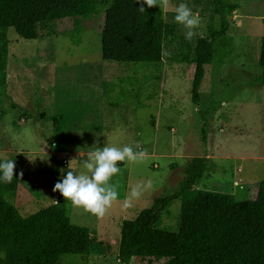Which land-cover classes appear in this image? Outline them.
Returning <instances> with one entry per match:
<instances>
[{"label":"rangeland","instance_id":"374dc122","mask_svg":"<svg viewBox=\"0 0 264 264\" xmlns=\"http://www.w3.org/2000/svg\"><path fill=\"white\" fill-rule=\"evenodd\" d=\"M227 31L211 41L199 101H192L197 40L220 30L212 0H170L162 10L172 33L163 43L162 63L118 64L101 58L104 12L89 18L41 25L25 40L6 30L7 56L0 71V162L15 160L18 180L6 200L22 217L56 201L53 175L76 172L94 145L140 144L148 159L119 164L111 183L119 198L103 218L68 201L71 224L93 237L87 257L66 255L60 264H123L120 229L151 206L155 197L179 190L184 167L194 157L207 169L197 189L252 200L264 180V85L258 56L264 37V0H223ZM187 4L200 24L191 41L174 21V7ZM55 145V148L52 146ZM139 150V149H136ZM65 161V164L64 162ZM23 173L20 176V173ZM148 186L125 207L132 189ZM150 185V186H149ZM181 200L161 216V228L176 231ZM131 258L128 264H162Z\"/></svg>","mask_w":264,"mask_h":264},{"label":"trees","instance_id":"16d2710c","mask_svg":"<svg viewBox=\"0 0 264 264\" xmlns=\"http://www.w3.org/2000/svg\"><path fill=\"white\" fill-rule=\"evenodd\" d=\"M221 26L210 38H199L194 50L192 101H199L204 67L212 60L211 41L228 29L223 0H212ZM137 0H0V71L7 56L6 30L22 39L37 38L38 27L63 19L89 18L104 12L101 58L118 64L162 63L163 43L172 33L159 7L139 12ZM258 65L264 85V37ZM206 159L192 158L184 167L180 188L167 197H155L149 208L133 220L123 221L118 258L163 260L162 264H264V180L256 197L238 201L232 194L197 189L206 171ZM53 175L54 186L60 180ZM18 173L10 184L0 182V264H60L66 255L87 257L91 232L71 224L68 201L59 192L56 202L29 217H22L6 194L15 189ZM180 199L176 231L161 228V216L173 200Z\"/></svg>","mask_w":264,"mask_h":264},{"label":"clouds","instance_id":"9594fccd","mask_svg":"<svg viewBox=\"0 0 264 264\" xmlns=\"http://www.w3.org/2000/svg\"><path fill=\"white\" fill-rule=\"evenodd\" d=\"M141 6L139 12L144 13L148 8L159 7L161 10L170 7V0H137ZM174 21L181 25L185 32V39L191 41L195 35V29L199 27V15L184 3L174 7ZM55 148V145L52 146ZM93 150L87 153V159L83 161V171L76 172L72 169V161L69 162L66 175L55 184L53 191L59 192L64 200L69 201L72 206L83 209L85 212L103 218L111 209L120 193L117 186L111 183L113 177L117 176L121 169V163H140L148 159L146 149H141L140 144L135 146L125 145L116 147L106 144L103 147L94 145ZM139 149V150H136ZM15 160L4 159L0 162V182L10 184L14 178ZM23 173H20L22 176ZM150 186V185H149ZM148 186H140L132 189L131 196L124 200L125 207L131 206L133 199H139L142 191Z\"/></svg>","mask_w":264,"mask_h":264},{"label":"crops","instance_id":"0c3cea01","mask_svg":"<svg viewBox=\"0 0 264 264\" xmlns=\"http://www.w3.org/2000/svg\"><path fill=\"white\" fill-rule=\"evenodd\" d=\"M55 202H56V201H55ZM55 202H54V203H55ZM15 208L17 209L18 212L23 211V209H21V208H18V207H15ZM35 213H36V212H35ZM19 214H20V213H19ZM33 214H34V213H33ZM31 215H32V214H31ZM31 215H29V216H31ZM29 216H25L24 218L29 217Z\"/></svg>","mask_w":264,"mask_h":264},{"label":"built area","instance_id":"2783aa9c","mask_svg":"<svg viewBox=\"0 0 264 264\" xmlns=\"http://www.w3.org/2000/svg\"><path fill=\"white\" fill-rule=\"evenodd\" d=\"M64 162V164H65V161H63Z\"/></svg>","mask_w":264,"mask_h":264}]
</instances>
